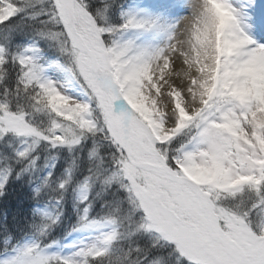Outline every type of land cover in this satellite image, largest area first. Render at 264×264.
I'll return each instance as SVG.
<instances>
[{"label":"snow or ice","instance_id":"snow-or-ice-1","mask_svg":"<svg viewBox=\"0 0 264 264\" xmlns=\"http://www.w3.org/2000/svg\"><path fill=\"white\" fill-rule=\"evenodd\" d=\"M0 264H264V0H0Z\"/></svg>","mask_w":264,"mask_h":264}]
</instances>
